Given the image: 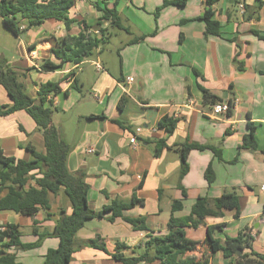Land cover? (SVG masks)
<instances>
[{"label": "crops", "instance_id": "1", "mask_svg": "<svg viewBox=\"0 0 264 264\" xmlns=\"http://www.w3.org/2000/svg\"><path fill=\"white\" fill-rule=\"evenodd\" d=\"M241 3L249 7L260 4L259 0H215L212 9L222 26L221 36L217 37L207 36L206 24L200 20L208 8L207 0H188L184 7L168 6L158 20L154 15L164 0H121L117 9L129 33L120 32L130 37L121 42L119 63H113L112 69L94 56L81 66L66 65L56 72H42V64L52 57L53 39L68 34L65 25L51 20L25 33L27 51L21 67L14 69L20 74L25 92L35 99L41 84L61 82V93L48 96L56 109L52 122L71 147L69 171L86 174L91 210L99 212L115 202L129 204L135 197L136 204L124 211V216L144 218L150 231L166 235L170 219L188 217L199 198L216 199L236 191L240 217H235V211H226L224 217L208 218L207 225L224 226L217 238L250 235L253 250L264 255V41L256 35L264 34V6L259 21H247L239 9ZM101 16L86 0H78L70 14L90 26ZM25 26L26 22L21 23V29ZM79 32L76 23L70 34ZM143 36L144 40L128 45ZM129 78L134 82L129 83ZM202 87L229 102L232 114L214 117L213 105L204 102ZM0 104H11L3 86ZM164 118L177 121L174 133L159 127ZM249 122L258 125V151L240 150L249 133ZM161 140H166L168 148L158 153ZM186 143L214 146L222 152V159L211 150H193L188 158L190 171L181 179L179 149ZM29 147L45 152L44 137L34 119L25 110L0 117V152L30 161ZM209 166L216 175L213 185L206 179ZM176 201H181L183 208L173 213ZM63 209L68 215L72 213V204L60 193L51 195L50 210L33 216L0 212V231L8 224L18 225L22 244L35 245L31 249H5L4 240L0 241V252L15 254L22 264H44L48 251L59 247L60 240L48 234L54 231ZM147 235L135 231L123 219L114 223L93 219L78 233L77 247L100 237L110 253L120 243L129 248L122 251L125 256H139ZM186 235L200 243L187 256L207 258L209 264H238L222 252L212 254L204 243L207 227L187 228ZM250 252L246 248L241 255ZM71 264L122 263L84 246L76 251Z\"/></svg>", "mask_w": 264, "mask_h": 264}, {"label": "trees", "instance_id": "2", "mask_svg": "<svg viewBox=\"0 0 264 264\" xmlns=\"http://www.w3.org/2000/svg\"><path fill=\"white\" fill-rule=\"evenodd\" d=\"M78 0H0V19L16 36L20 37L33 28L43 26L46 22L54 20L65 25L68 32L64 38H55L50 50L51 58L47 59L41 66L42 72H56L62 70L66 65L81 66L85 61L92 59L98 51H102L104 45L111 43L114 31H125L128 28L123 24L119 14L118 6L121 0H86L90 2L102 16L94 26L84 21H77L70 17L71 11L76 7ZM132 2L133 0H127ZM188 0H164V4L155 12V18L164 8L168 6H186ZM215 0H207L205 14L201 21L206 24V35L220 37L222 26L215 19L212 9ZM256 7L246 6L244 19L247 21L260 20V11L264 6L259 0ZM26 22L25 28L21 29V23ZM77 23L80 32L73 36L70 34L73 26ZM94 30V31H92ZM258 38L264 41V34L256 32ZM146 37L132 40L128 45L136 44ZM31 50H33L31 48ZM20 74L6 61H0V86L6 90L10 105L0 104V117L11 115L17 111L25 110L36 122L38 131L43 134L45 141V152H39L34 147H29L32 154L30 161H23L13 157H6L0 152V212L13 211L24 216H33L41 210L51 209V195L63 193L72 204V213L67 214L61 210L54 231L48 236L60 240L57 249L49 250L45 256L44 264H71L73 256L81 247H89L103 251L111 258L122 264H209L207 258L198 260L187 256L188 253L196 251L199 242L190 240L186 235L187 228L198 229L207 227V238L205 244L211 249L212 254L222 252L227 259H236L238 264H264V255L256 253L253 246V238L244 233L233 238L226 236L224 239L217 238L224 226H208V218H221L226 211H235V217H240V196L236 191L225 192L216 199L199 198L193 205L191 214L185 218L172 217L168 223L169 232L166 235H158L150 231L144 218H132L124 216L123 212L131 209L137 202L134 197L129 204L115 202L111 206L104 207L102 211L95 212L88 204V193L90 186L86 182V174L79 172L73 174L69 171L67 160L71 147L62 139L61 130L54 126L53 116L56 109L53 101L48 96L61 93V82H47L40 85L37 99L25 92V86L20 82ZM77 88V85L74 84ZM204 102L215 105L223 101L213 95L205 88H201ZM67 94V92H66ZM232 106V105H231ZM121 108V107H120ZM232 114V109L228 115ZM121 127L124 125L115 121ZM159 127L166 129L168 133H174L177 121L164 118ZM255 123L249 122V133L245 136L240 150L258 151L259 146L255 134L257 131ZM168 148L166 140L158 143L157 152ZM193 150H211L218 159H222V152L210 145L184 144L180 147L181 173L184 178L190 171L188 158ZM206 179L209 185L216 181L212 166L206 171ZM5 196H2L3 192ZM184 197L187 193L184 191ZM183 208L181 201L174 202L173 213ZM107 215H110L107 217ZM93 219H107L114 223L117 219H123L129 223L135 231L146 232L147 241L144 250L139 256L127 257L122 252L129 249L126 245L118 243L114 253H110L107 245L98 237L96 240L85 242L77 247V235L85 227L86 223ZM22 231L20 226L8 224L0 231V241L5 249H31L35 245L25 246L21 241ZM37 246V245H36ZM246 248L251 249L249 254L238 255ZM135 255V252H133ZM0 264H22L18 262L15 254L0 252Z\"/></svg>", "mask_w": 264, "mask_h": 264}, {"label": "rangeland", "instance_id": "3", "mask_svg": "<svg viewBox=\"0 0 264 264\" xmlns=\"http://www.w3.org/2000/svg\"><path fill=\"white\" fill-rule=\"evenodd\" d=\"M115 35L111 43L104 45V51L101 54L96 53V57L100 58L104 63H108L112 69L113 63H119L118 49L121 42L129 39V35L124 32L115 31ZM27 36L21 34L16 36L10 29L6 27L3 20L0 19V61H6L11 67L19 68L20 63L27 51ZM88 98H91L88 96Z\"/></svg>", "mask_w": 264, "mask_h": 264}, {"label": "built area", "instance_id": "4", "mask_svg": "<svg viewBox=\"0 0 264 264\" xmlns=\"http://www.w3.org/2000/svg\"><path fill=\"white\" fill-rule=\"evenodd\" d=\"M245 8L246 6L244 4H239V9L242 13H245ZM32 57H35L36 53L34 51L30 52ZM100 68V67H99ZM129 83H133L134 82V78H129L128 79ZM96 98H98V96H95ZM232 109V106L229 102H222V103H218L213 105V116L214 117H219L222 115H228L229 111ZM131 143L135 144L136 143V139L132 138L131 139ZM89 152H93V149H90ZM261 192L264 194V185L261 187Z\"/></svg>", "mask_w": 264, "mask_h": 264}, {"label": "water", "instance_id": "5", "mask_svg": "<svg viewBox=\"0 0 264 264\" xmlns=\"http://www.w3.org/2000/svg\"><path fill=\"white\" fill-rule=\"evenodd\" d=\"M242 251H239L238 255H241Z\"/></svg>", "mask_w": 264, "mask_h": 264}]
</instances>
